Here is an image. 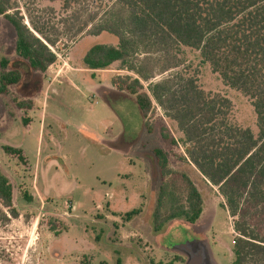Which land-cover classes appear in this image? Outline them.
<instances>
[{"label":"rangeland","instance_id":"obj_1","mask_svg":"<svg viewBox=\"0 0 264 264\" xmlns=\"http://www.w3.org/2000/svg\"><path fill=\"white\" fill-rule=\"evenodd\" d=\"M61 5L60 0H16L14 11L24 25L31 31L32 24L42 28L56 43L49 48L57 60L44 73L31 71L17 56L13 30L0 16V61L5 58L8 70L21 73L19 83L0 94V169L12 185L18 214L10 217L0 203V213L8 217L0 222V264H186L174 248L193 239L206 242L215 264H231L233 219L216 188L188 164L163 111L153 103L142 120L134 97L112 86L116 75L135 77L119 70V64L107 71L83 67L82 57L92 45H117L107 33L86 31L123 16L119 4L75 0L66 11ZM184 51L181 67L156 70L150 82L186 69L203 90L227 98L232 120L255 133L248 101L200 64L195 53ZM150 82H142L148 94ZM28 100L30 109H18L17 101ZM5 146L21 149L25 160L7 157ZM155 149L167 156L170 174L164 177ZM185 178L201 195L200 219L193 225L173 220L153 233L160 187L166 185L185 204Z\"/></svg>","mask_w":264,"mask_h":264},{"label":"trees","instance_id":"obj_2","mask_svg":"<svg viewBox=\"0 0 264 264\" xmlns=\"http://www.w3.org/2000/svg\"><path fill=\"white\" fill-rule=\"evenodd\" d=\"M60 2L66 11L75 0ZM116 2L123 16L93 25L86 34L107 33L117 39V45L89 47L82 57L84 69L107 71L119 64V70L135 76L116 75L112 86L134 97L142 120L156 103L185 147L188 164L216 188L222 207L233 219L236 234L231 264H264V0ZM15 5L16 0H0V16L15 35V52L31 71L44 73L57 60L49 48L56 47V43L42 28L33 24L32 31L27 28L19 12L14 11ZM184 50L195 53L200 64L207 65L226 87L248 101L255 116V133L232 120V105L227 98L203 90L197 77L186 69L150 82L156 70L165 73L181 67ZM20 80L19 70H8V61L3 58L0 94H6ZM142 82H150V94L143 91ZM16 106L30 109L32 102L17 101ZM2 149L7 157L25 160L19 148ZM152 154L159 175L170 174L166 154L160 149ZM185 184V204H180L166 185L160 187L152 213L153 233H160L173 220L193 225L200 219L201 195L187 178ZM23 196L30 199L26 193ZM0 203L10 217L18 216L13 207L12 185L1 169ZM162 209L167 211L164 216ZM7 221L8 217L1 214L0 222Z\"/></svg>","mask_w":264,"mask_h":264},{"label":"water","instance_id":"obj_3","mask_svg":"<svg viewBox=\"0 0 264 264\" xmlns=\"http://www.w3.org/2000/svg\"><path fill=\"white\" fill-rule=\"evenodd\" d=\"M186 257V264H215L208 252L206 242H185L174 248Z\"/></svg>","mask_w":264,"mask_h":264},{"label":"flooded vegetation","instance_id":"obj_4","mask_svg":"<svg viewBox=\"0 0 264 264\" xmlns=\"http://www.w3.org/2000/svg\"><path fill=\"white\" fill-rule=\"evenodd\" d=\"M198 241H199L198 239H195V240L193 239V240H192V242H198Z\"/></svg>","mask_w":264,"mask_h":264}]
</instances>
